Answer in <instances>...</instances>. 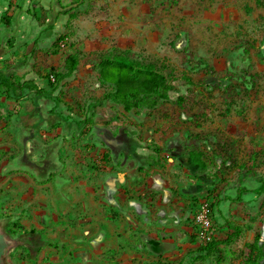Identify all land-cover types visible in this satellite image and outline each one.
I'll use <instances>...</instances> for the list:
<instances>
[{
	"label": "rangeland",
	"instance_id": "rangeland-1",
	"mask_svg": "<svg viewBox=\"0 0 264 264\" xmlns=\"http://www.w3.org/2000/svg\"><path fill=\"white\" fill-rule=\"evenodd\" d=\"M56 8L61 15L54 29L69 37L61 41L58 54L52 53L53 47L35 50L33 69L52 79L72 52L79 57L78 70L54 92L60 98L54 111L50 106L55 102L48 98L29 97L32 108H17L0 89V214L28 222L45 215L41 194L21 193L20 185L30 182L25 175L31 168L84 169L79 155L99 158L111 149L110 161L120 151L115 143L117 149L157 144L166 168L159 174L134 170L143 173L129 182L127 197L139 191L142 198L118 210L112 228L100 222L104 215L99 210H79L75 218L69 217L70 225H60L57 216L62 219L64 211L54 193L50 199L55 205L45 206L47 231L58 238L54 244L65 239L67 247L74 229L78 240L70 251L78 256L70 255L72 264H190L189 252L198 244L191 234L199 230L194 201L212 202L215 196L208 197V191L216 187L225 200L214 208V224L226 226L228 219L243 229L223 246L221 264H243L244 248L259 225L264 240V193L255 192L257 176H264V0H60ZM107 56L172 71L176 80L171 100L159 101L154 109L124 111L121 103L103 99L111 86L99 79L98 63ZM44 83L49 88L48 80ZM179 95L185 96L183 102L176 101ZM90 104H96L91 111ZM92 111L93 124L83 134L77 121ZM171 143L183 150H204L207 168L192 174L168 151ZM59 159L66 161L61 170ZM116 164L115 159L114 170L121 172ZM247 169L251 173L242 185L240 175ZM162 175L171 180L164 182ZM241 185L248 191L238 199ZM193 186L198 189L185 192ZM14 198L23 206L16 215ZM13 227L24 229L26 223L18 221ZM27 230L35 232L36 227ZM196 264L218 263L212 259Z\"/></svg>",
	"mask_w": 264,
	"mask_h": 264
},
{
	"label": "crops",
	"instance_id": "crops-1",
	"mask_svg": "<svg viewBox=\"0 0 264 264\" xmlns=\"http://www.w3.org/2000/svg\"><path fill=\"white\" fill-rule=\"evenodd\" d=\"M59 3L60 0H0V71L7 73L9 76L11 75L14 79L26 73L28 74L27 77L21 78V82L34 80L39 87H46L44 83L46 79H43V74H38L33 69L35 68L33 67L35 58L31 54L37 50L52 47L55 40L61 35V32L54 29L60 22L61 12L56 8ZM50 24H54V27L51 28ZM36 40L37 43L35 42ZM28 59L31 60L27 62ZM40 79L42 82L39 81ZM2 87L6 91L4 86H0V89ZM28 93L30 96H28ZM29 97H34V93L27 90L19 99H10L18 103L17 108H32L33 100ZM43 98L45 97L38 99L42 100ZM54 106L55 104H52L50 108ZM64 123L61 122L59 125ZM56 141V144L59 145V140ZM114 145L115 147L118 146L116 143ZM110 146L112 147L113 144ZM151 146L150 144L142 146L132 143L125 149L115 148V150L120 151L119 153L116 151L114 159L110 161L106 160L110 156L109 150L111 149L104 150L103 154H99V158L95 154L86 157L79 155L78 161L82 163V167L85 166L84 169L74 167L72 171L66 167L64 159H59L57 165L58 170L66 167L62 171L29 169L30 174L25 176L29 178L30 182L20 185L21 193L41 194L40 207L45 215L41 218L35 215L34 219L28 222V219L20 220L15 216L0 214V264H72L69 262V257L71 254L74 256L75 253L73 250L71 253L70 247H75L76 243L74 241L78 240L77 238L75 239V233L78 232L74 229V231H71L72 238L71 242L68 243L69 246H65L67 244L65 239L60 241L58 245L54 244L58 241V238L50 230L48 232L49 228L45 226L49 225L47 224V219L49 218L48 208L45 206H48L49 203L54 204L50 197L55 193L57 204L64 211L62 219L57 216L60 225L64 227L65 225H70V222H73L70 218H75L79 214V210H85L88 214L98 213L97 211L99 210L101 215H104L103 220H100V222L107 225V228H112L111 225H113V221L117 217L114 216L119 214L117 211L121 212L120 209L127 204L133 206V203L136 204L142 198L143 192L139 191L135 192L133 196L131 195L130 198L127 197V192H129L130 188L129 182L137 181L140 173H143L141 170H156L159 171L157 172L159 174L162 168H166L163 167L164 165H160L163 161L160 160L162 152L157 155ZM168 147L169 149L180 147V144L172 145L171 143ZM169 149L168 151H170ZM58 151L60 153L59 147ZM27 153L26 151V158ZM115 159L117 164L122 166L121 172L114 170ZM16 160L18 161L19 158H16ZM18 164L16 163V165ZM67 164L69 166V161ZM91 165H97V167H91ZM140 167L141 170L138 172L134 171ZM187 168L192 174H197L196 172L200 170L194 171L189 166ZM31 173L33 174L31 175ZM134 175L138 176L134 178ZM198 176L201 177L200 175ZM162 177H164V182L171 180L170 177L167 178L163 175ZM34 178L37 182L33 181ZM175 189L174 186L170 188L173 195L177 193ZM197 189L193 186L192 190H184L185 192H193ZM151 193L154 195L155 192L151 191ZM194 202L198 205L197 200ZM12 207L15 209L13 211L15 215L19 214L23 209L22 204L15 198L12 201ZM43 208H46V210L43 211ZM18 221L26 223V228L17 229L13 227L15 229L13 231L11 228ZM34 227H36L35 232L27 230ZM110 235H112V231H110ZM99 249L101 248H95L94 251ZM86 256H89L88 253Z\"/></svg>",
	"mask_w": 264,
	"mask_h": 264
},
{
	"label": "trees",
	"instance_id": "trees-1",
	"mask_svg": "<svg viewBox=\"0 0 264 264\" xmlns=\"http://www.w3.org/2000/svg\"><path fill=\"white\" fill-rule=\"evenodd\" d=\"M54 27V24H50ZM69 35L61 34L53 43V54L59 53V47L62 40L68 38ZM37 43V40L35 41ZM79 57L75 53H67L64 58L63 70L52 72L51 76H45L44 79L48 80V87H39L34 80H26L21 82L17 77L14 79L11 75L0 71V86L6 88V93L10 98H18L25 92L32 91L34 99L45 97L52 99L55 106L59 105L60 98L54 92L60 87L63 80L72 76L78 70ZM98 76L99 79L111 86L110 90L106 92L103 99H112L123 105L125 111H131L135 108H148L154 109L159 104V101H169L170 92L175 89L174 81L176 80L172 71L157 68L152 63H139L126 58L103 57L98 63ZM185 100L184 95H179L178 102ZM101 102V100H99ZM96 104H90L88 110L91 111ZM93 111L88 115L77 121L79 127L83 130V134H87L93 124L92 116ZM85 129V130H84ZM152 149L157 155L162 152V147L157 144H152ZM182 164L189 166L190 169L196 171L197 169L205 170L208 166L204 159L205 152L201 148H189L184 150ZM227 162V160H226ZM225 162V163H226ZM162 165V164H160ZM251 173L250 169L241 172L240 183L247 180V176ZM259 182L258 188L255 190L257 194L264 193V176H257ZM239 189L238 199H241L243 193L247 192V188L242 186ZM209 204V211L214 220V208H220V204L225 200L221 197V193L213 187L208 191V197H214ZM214 223V222H213ZM226 226L214 224L215 232L211 239H201L199 230L191 234L194 241L198 240V244L190 250L191 256L190 264H196L199 261H206L215 259L218 264L223 261L224 251L223 246L229 245L234 242L235 238L240 236L243 229L240 225H233L232 222L226 219ZM261 226L255 231L253 241L247 243L243 251L244 263L243 264H264V240L261 241ZM164 264H173L166 262Z\"/></svg>",
	"mask_w": 264,
	"mask_h": 264
},
{
	"label": "built area",
	"instance_id": "built-area-1",
	"mask_svg": "<svg viewBox=\"0 0 264 264\" xmlns=\"http://www.w3.org/2000/svg\"><path fill=\"white\" fill-rule=\"evenodd\" d=\"M209 202L202 200L196 206L194 221L199 228V236L201 239L209 240L215 232L214 223L209 211Z\"/></svg>",
	"mask_w": 264,
	"mask_h": 264
},
{
	"label": "flooded vegetation",
	"instance_id": "flooded-vegetation-1",
	"mask_svg": "<svg viewBox=\"0 0 264 264\" xmlns=\"http://www.w3.org/2000/svg\"><path fill=\"white\" fill-rule=\"evenodd\" d=\"M121 144H122V142H121ZM115 148H117V146ZM169 150L172 152L171 155L173 154L174 157L178 158L180 160V162H182V159L184 158L183 155H185V152L181 148V146L170 148Z\"/></svg>",
	"mask_w": 264,
	"mask_h": 264
}]
</instances>
